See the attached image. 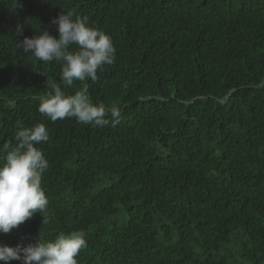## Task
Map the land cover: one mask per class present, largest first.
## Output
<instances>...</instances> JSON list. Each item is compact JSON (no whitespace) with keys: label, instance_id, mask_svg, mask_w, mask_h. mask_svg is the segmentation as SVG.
<instances>
[{"label":"trees","instance_id":"obj_1","mask_svg":"<svg viewBox=\"0 0 264 264\" xmlns=\"http://www.w3.org/2000/svg\"><path fill=\"white\" fill-rule=\"evenodd\" d=\"M61 12L112 38L114 63L64 90L115 126L38 111L61 64L17 44L58 37ZM17 121L48 129L49 203L5 245L81 231L78 264H264V0H0V163Z\"/></svg>","mask_w":264,"mask_h":264},{"label":"clouds","instance_id":"obj_2","mask_svg":"<svg viewBox=\"0 0 264 264\" xmlns=\"http://www.w3.org/2000/svg\"><path fill=\"white\" fill-rule=\"evenodd\" d=\"M73 17L71 12H61L52 19L58 37L45 30L17 44L23 54H30L38 61L61 64L59 79L45 81L49 91L40 97L38 111L52 122L75 118L93 127L110 122L115 126L119 122V109L93 104L86 86L74 94L65 93L64 89L72 87L75 81H96L98 71L113 64L117 52L112 38L91 26L87 17ZM17 32H22L21 26ZM16 127L15 144L3 146L5 154L0 163V233L3 234L19 228L37 212L43 215L45 223L49 203L42 187L49 161L37 147L49 141L48 129L43 123L25 127L22 121H17ZM86 247L87 240L81 231L60 233L54 241L39 237L35 245L10 247L0 242V261L4 264L13 260L22 264H78L77 257Z\"/></svg>","mask_w":264,"mask_h":264}]
</instances>
